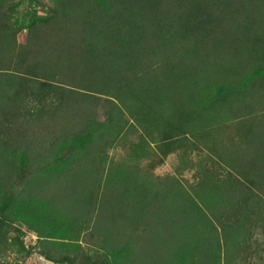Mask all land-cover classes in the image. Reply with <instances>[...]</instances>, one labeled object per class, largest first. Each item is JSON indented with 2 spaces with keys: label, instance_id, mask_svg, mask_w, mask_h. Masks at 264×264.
<instances>
[{
  "label": "trees",
  "instance_id": "obj_1",
  "mask_svg": "<svg viewBox=\"0 0 264 264\" xmlns=\"http://www.w3.org/2000/svg\"><path fill=\"white\" fill-rule=\"evenodd\" d=\"M263 87L264 0H0V247L23 221L53 262L238 264L240 206L264 220ZM76 103L81 130L47 134L42 121ZM224 106L237 118L218 125L229 176L208 168L192 191L157 176L182 123L196 144L219 138L204 121ZM126 112L160 143L151 171L108 164Z\"/></svg>",
  "mask_w": 264,
  "mask_h": 264
},
{
  "label": "rangeland",
  "instance_id": "obj_2",
  "mask_svg": "<svg viewBox=\"0 0 264 264\" xmlns=\"http://www.w3.org/2000/svg\"><path fill=\"white\" fill-rule=\"evenodd\" d=\"M26 36L27 32L23 31L20 34V41L24 42ZM65 73L66 70H62V74L65 75ZM53 75L50 76L53 77ZM54 80L56 79H53V82H55ZM261 94H263L262 100H264V87L262 88ZM92 104L96 116V122L106 121L105 97L93 100ZM81 105L82 104L76 103L59 107L57 110V118L43 120L42 122L44 123L42 126L44 125L47 129V134L53 132L52 137H59L60 141L62 140L61 137L65 136L67 132L80 131L82 128V123L79 118ZM244 106H248V103L244 104ZM235 108L238 110L237 112H240L242 105L241 108L237 105ZM224 109L225 111L220 113L225 114L223 116L222 114L218 115L216 121L210 123L204 121L207 123L206 127L209 130L214 128L216 132L219 131L217 133L219 138H216L215 135L211 136L205 134L202 141L199 144H196L195 140L197 137H201V132L198 130L189 132L188 125H185V122L182 123L180 127L181 129H179L180 133L176 134L175 137L177 142L176 145H178V147L169 152L162 163H159L158 154L156 155L154 160L156 162L154 173L161 178L174 176L182 185L189 188L191 191V185H197L200 182L201 177H203L202 173L208 168L211 169V171L218 173L222 178L228 177L233 169L221 159L220 147H225V144L229 142V132L224 134L225 130H219L220 127H218V125L232 124L237 118L234 116V111L231 107L227 106ZM246 111H243V113ZM185 112L191 117L195 115V108L192 107L185 110ZM213 112L215 111L213 110ZM213 112L210 109V113ZM218 112L219 111L216 113ZM125 119L128 120L125 130L118 135L114 144L107 148L108 164L114 163L119 165L120 162H124L126 163L125 167L131 171H134L138 167H140L139 170L141 171H151L153 163L151 157L155 156V154L152 153V150L155 149L157 153H160V143L159 141H154L150 138L151 136L146 135L133 117H131L130 113L126 112ZM205 132L206 130L204 128V133ZM185 133H188V140L181 138ZM143 136L146 137L145 141L142 139ZM142 142L145 146L144 150L137 147V144ZM181 143H184L185 146H181ZM193 193L195 192L193 191ZM244 209L246 210L244 211ZM239 210L243 211L239 221L244 223L243 225L250 227V232L246 234L247 237L242 243L243 250H241L240 258L237 262L238 264H264V220L255 221L256 216L252 214V208L249 209L240 206ZM250 213V218L253 221L248 220L249 217L247 216ZM7 229L9 231V242L8 245L0 247V264H68L63 262H53L46 259L41 253L40 248L37 247L38 235L23 223V221L10 223ZM16 237H19L23 242L25 249H21L18 244L11 243ZM87 238V236L82 234L79 243H81L82 247H85L86 251H92V246H88L86 243ZM28 250H30V252Z\"/></svg>",
  "mask_w": 264,
  "mask_h": 264
}]
</instances>
